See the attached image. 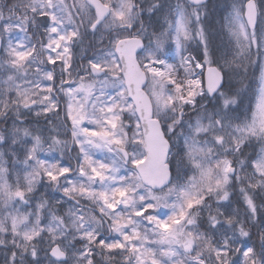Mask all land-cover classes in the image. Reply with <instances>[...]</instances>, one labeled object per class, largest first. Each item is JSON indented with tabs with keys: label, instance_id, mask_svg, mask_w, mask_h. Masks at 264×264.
Segmentation results:
<instances>
[{
	"label": "snow or ice",
	"instance_id": "6c2138e0",
	"mask_svg": "<svg viewBox=\"0 0 264 264\" xmlns=\"http://www.w3.org/2000/svg\"><path fill=\"white\" fill-rule=\"evenodd\" d=\"M0 264H264V0H0Z\"/></svg>",
	"mask_w": 264,
	"mask_h": 264
},
{
	"label": "rangeland",
	"instance_id": "374dc122",
	"mask_svg": "<svg viewBox=\"0 0 264 264\" xmlns=\"http://www.w3.org/2000/svg\"><path fill=\"white\" fill-rule=\"evenodd\" d=\"M225 2H230V0H210V5H223Z\"/></svg>",
	"mask_w": 264,
	"mask_h": 264
}]
</instances>
